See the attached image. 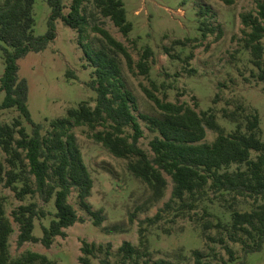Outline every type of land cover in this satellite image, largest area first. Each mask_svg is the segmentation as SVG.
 <instances>
[{"label": "trees", "instance_id": "1", "mask_svg": "<svg viewBox=\"0 0 264 264\" xmlns=\"http://www.w3.org/2000/svg\"><path fill=\"white\" fill-rule=\"evenodd\" d=\"M36 1L0 0V50L5 60L0 87L5 98L0 103V111L16 108L21 115L12 124L0 125V147L7 155L5 162H0V184L11 189L21 201L28 196L38 197L44 204L53 202L55 209L49 225H43L41 237L34 234L36 221L47 218L48 211L37 201L14 209L12 217L19 226L18 246L41 242L49 249L56 237H66L65 229L79 221L77 211L69 202L74 190L80 207L94 217V225L100 226L104 221L102 212L94 211L88 201L94 179L74 133L75 128L85 126L95 142L102 144L115 157L128 160L129 172L152 191V206L165 195L168 187L165 173L171 176L173 189L165 207L153 218L141 222L142 248L124 241L116 253L119 261L113 263L111 243L103 245L82 240L79 264H95L94 260L100 255L103 258L99 264H151L150 259H146L150 252L144 225L159 222L163 210L169 209L176 200L180 202L179 208L193 210L207 195L208 189L215 196H228L233 202L239 198L253 199L252 211H232L228 238L244 246L248 245L246 238L252 239L251 251L262 250L264 202L260 203V200L264 199V141L257 131L259 116L254 115L248 121L246 131L242 123L233 119L238 122L237 127L227 133L211 109L200 113L189 103L168 101L149 88H144L145 94L154 103L158 114L137 115V98L126 86L118 58L124 57L130 72L134 73L138 66L143 74H148L151 70L148 60L154 54L152 49L146 48L136 66L122 42L105 28L90 26L84 8L87 0H72L68 14H65V0H47L51 7L49 29L45 35L38 36L34 32ZM224 1L227 4L234 2ZM95 4L101 16L111 19L124 35L132 31L123 0H95ZM58 19L80 35V44L93 67L89 86L97 93V98L95 107L81 103L77 108H70L67 116L51 121L50 129L44 133L43 125L31 119L29 87L27 80L19 77V61L31 52L44 51L56 39L55 22ZM241 19L244 46L250 50L253 63L260 70L258 79L264 82V0H257L255 10L243 13ZM89 28L101 36L103 44L98 50L84 42ZM180 43L175 41V44ZM166 50L170 52L169 48ZM226 116L231 117L230 114ZM140 119L148 124L150 131L157 133L150 142L152 156L139 144L144 137ZM25 122L31 125V132ZM208 129L218 134L213 142L204 141ZM253 153H256L255 158ZM234 165L237 168L231 170ZM5 203L6 198L0 194V264H56L47 255L29 250L16 258L12 256L10 237L14 228ZM213 227L220 225L210 221L204 224L205 231ZM119 229L118 225L105 228L108 232H118ZM211 240L226 246L223 237ZM226 249L233 259V251L227 246ZM193 255L196 264H212L203 262L200 250H195ZM152 264L172 262L158 259Z\"/></svg>", "mask_w": 264, "mask_h": 264}, {"label": "rangeland", "instance_id": "2", "mask_svg": "<svg viewBox=\"0 0 264 264\" xmlns=\"http://www.w3.org/2000/svg\"><path fill=\"white\" fill-rule=\"evenodd\" d=\"M71 1L65 0V14L70 11ZM256 1L234 0L227 4L224 0H123L128 21L132 24V31L127 36L111 19L101 16L95 0H87L84 8L90 26L99 25L122 42L136 66L147 47L154 53L148 60L151 67L148 74H143L138 66L134 73L130 72L124 57L118 58L126 86L137 98V115L158 114L154 103L145 94L144 88H149L160 98L189 103L200 113L211 109L227 133L234 131L238 122L246 131L248 121L258 115L257 131L264 141V82L258 79L260 70L253 63L250 50L244 46L241 19L243 13L255 10ZM50 15L51 7L47 0H37L34 6L36 35L47 33ZM55 24L56 39L44 51L31 52L19 61V77L26 79L29 87L31 119L43 125L44 133L50 129L51 121L67 116L70 108H77L81 103L95 107L97 98V93L89 86L93 67L85 56L78 31L61 19ZM175 41L181 43L175 44ZM84 42L93 50H98L103 44L101 36L91 28ZM168 48L170 52L166 50ZM4 70L5 60L0 50V87ZM4 98L5 92L0 90V103ZM20 116L16 108L2 110L0 125L12 124ZM140 123L144 137L139 144L152 156L150 142L157 133L150 131L142 119ZM25 125L31 132V125ZM74 133L94 179L88 201L94 211L102 212L104 221L100 226L94 225V217L80 207L74 190L69 202L77 211L79 221L65 229L67 236L56 237L49 249L41 242H29L19 247V226L13 220L12 211L32 201L42 205L49 216L36 221L34 234L41 237L43 225L48 226L54 216V205L53 202L44 204L38 197L30 196L21 201L11 189L0 184V194L6 198V212L14 228L10 237V252L14 258L29 250L47 255L56 264H79L80 248L82 240H85L103 245L111 243L113 255L110 258L116 263L119 261L116 253L124 241L142 248L141 222L153 218L171 199V176L165 173L168 180L165 195L152 206V191L129 172L127 159L115 157L102 144L95 142L88 127H77ZM217 135L216 131L208 129L204 141L213 142ZM6 157L0 147V162H5ZM252 157L255 158L256 153ZM236 168L234 165L231 170ZM263 202L264 199L260 200ZM179 205L176 200L169 209L163 210L159 222L144 225L150 252L146 259H150L151 264L158 259L169 260L172 264H196L195 250L202 251L204 263L264 264V245L262 250L252 252L249 248V244L253 245L252 239L246 238L248 245L244 246L228 238L232 211H252L253 199L239 198L233 202L228 196H215L208 189L207 195L197 202L193 210L181 209ZM207 221L220 227L205 231ZM114 225L120 227L118 232L105 230ZM220 237L233 251V259L226 246L211 240ZM101 258L103 255L94 263L99 264Z\"/></svg>", "mask_w": 264, "mask_h": 264}]
</instances>
